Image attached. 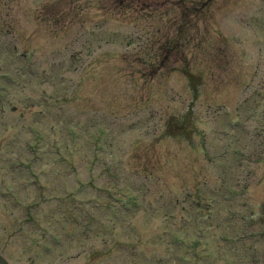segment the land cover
I'll use <instances>...</instances> for the list:
<instances>
[{
  "label": "rangeland",
  "instance_id": "1",
  "mask_svg": "<svg viewBox=\"0 0 264 264\" xmlns=\"http://www.w3.org/2000/svg\"><path fill=\"white\" fill-rule=\"evenodd\" d=\"M0 252L264 264V0H0Z\"/></svg>",
  "mask_w": 264,
  "mask_h": 264
},
{
  "label": "water",
  "instance_id": "2",
  "mask_svg": "<svg viewBox=\"0 0 264 264\" xmlns=\"http://www.w3.org/2000/svg\"><path fill=\"white\" fill-rule=\"evenodd\" d=\"M0 264H7L6 261L2 258L1 255H0Z\"/></svg>",
  "mask_w": 264,
  "mask_h": 264
},
{
  "label": "trees",
  "instance_id": "3",
  "mask_svg": "<svg viewBox=\"0 0 264 264\" xmlns=\"http://www.w3.org/2000/svg\"><path fill=\"white\" fill-rule=\"evenodd\" d=\"M192 79H194V78H192ZM177 129H180V127L179 128H177ZM182 131V130H181ZM177 133H180V132H177Z\"/></svg>",
  "mask_w": 264,
  "mask_h": 264
}]
</instances>
